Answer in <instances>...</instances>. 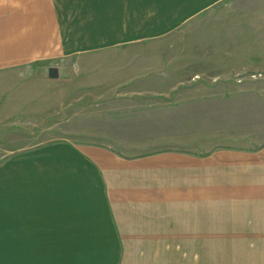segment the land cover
Returning a JSON list of instances; mask_svg holds the SVG:
<instances>
[{"label": "crops", "instance_id": "crops-1", "mask_svg": "<svg viewBox=\"0 0 264 264\" xmlns=\"http://www.w3.org/2000/svg\"><path fill=\"white\" fill-rule=\"evenodd\" d=\"M231 5L0 0V127L47 105L34 71L48 85L63 72L77 86L126 85L156 65V43L193 41L189 27ZM239 86L189 93L183 111L165 105L143 153L67 139L0 146V264H264V140L237 132L241 99L224 91Z\"/></svg>", "mask_w": 264, "mask_h": 264}, {"label": "rangeland", "instance_id": "rangeland-1", "mask_svg": "<svg viewBox=\"0 0 264 264\" xmlns=\"http://www.w3.org/2000/svg\"><path fill=\"white\" fill-rule=\"evenodd\" d=\"M230 7L223 17L210 16L207 25L189 27L187 33L193 34V41H178L171 47L156 43L158 57L152 70L111 90L89 81L77 86L76 82L83 80H71L65 72L62 76L66 78L48 85L40 78L44 71H34L33 94L47 105L30 113L18 111L12 121L0 127V146L13 139L18 144L67 139L104 144L128 154L143 153L156 146V113L168 107L165 105L177 99V105L172 106L183 111L187 94L222 93L216 88L225 84L240 85L239 90L224 91L225 97L241 99L234 112L237 132L251 135V141L264 140V0H233ZM176 33H186V27ZM229 37L236 41H227ZM230 46L233 49L229 50ZM81 76L90 79L87 74ZM209 142L205 146L219 141ZM184 145L182 139L170 148L183 150Z\"/></svg>", "mask_w": 264, "mask_h": 264}, {"label": "water", "instance_id": "water-1", "mask_svg": "<svg viewBox=\"0 0 264 264\" xmlns=\"http://www.w3.org/2000/svg\"><path fill=\"white\" fill-rule=\"evenodd\" d=\"M48 73L51 77L58 76V67L55 65H50L48 68Z\"/></svg>", "mask_w": 264, "mask_h": 264}]
</instances>
